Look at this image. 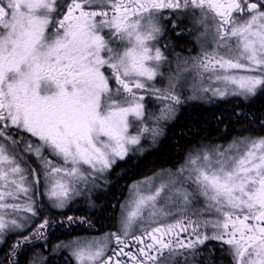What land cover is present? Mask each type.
<instances>
[{
    "label": "snow or ice",
    "instance_id": "snow-or-ice-1",
    "mask_svg": "<svg viewBox=\"0 0 264 264\" xmlns=\"http://www.w3.org/2000/svg\"><path fill=\"white\" fill-rule=\"evenodd\" d=\"M192 25L212 46L197 36L199 51L183 56ZM232 99L221 124L250 123L244 109L264 103V0H0V238L17 237L8 264L35 247L25 264L62 250L70 264H264V119L254 114L260 132L193 144L125 185L116 231L48 245L47 229L65 222L45 208L94 206L181 105Z\"/></svg>",
    "mask_w": 264,
    "mask_h": 264
},
{
    "label": "trees",
    "instance_id": "trees-1",
    "mask_svg": "<svg viewBox=\"0 0 264 264\" xmlns=\"http://www.w3.org/2000/svg\"><path fill=\"white\" fill-rule=\"evenodd\" d=\"M181 27L186 28L182 24ZM185 39L189 41L188 36ZM178 44L179 48H182L180 46L186 43L182 39ZM190 103L181 107L175 119L164 128L163 134L154 149L146 151L138 159L134 158L130 165L126 166L127 174L118 182L114 176L112 177V183L107 188H102V191L93 198L94 206L86 207V205L81 203V206L75 207L74 210H70L64 217L57 220H64L67 216L86 217L92 221L98 231L106 230L113 226L118 204L126 189L125 185L130 184L134 179H138L143 174L151 173L153 170L158 171L161 168H169L176 165L182 159L186 150L193 144L201 142L225 143L229 138L243 132L244 128H249V131H261L259 125L253 122L254 117L264 119V103L259 101L250 110L244 109L249 116L250 122L244 125L235 123V117L231 118V123L228 121L223 124L218 122L222 113L224 116L229 115L233 106L238 103L237 100H232L231 103L227 101L213 102L207 104L209 106L195 102ZM137 164L138 167L133 166ZM76 230L78 228L74 229L73 233ZM70 233H72V230L66 233L57 232L55 234L57 237L55 238L54 234L49 235L48 244L56 239H65V236ZM4 251L9 252V248L2 247L0 256ZM33 251L31 249L26 254V257H21V264H25V259L28 257L32 258L34 253H40L41 249Z\"/></svg>",
    "mask_w": 264,
    "mask_h": 264
},
{
    "label": "rangeland",
    "instance_id": "rangeland-1",
    "mask_svg": "<svg viewBox=\"0 0 264 264\" xmlns=\"http://www.w3.org/2000/svg\"><path fill=\"white\" fill-rule=\"evenodd\" d=\"M165 14H167V13H165ZM182 25H185L186 28H188V27L190 26L187 20H186L185 23L182 24ZM191 28H192L193 35L188 36V38H189V42H188L187 44H184V45L180 46V47H182V48L184 49V52L182 53L183 56L195 55L196 52L199 51V41H197V36H200V32H202L203 29L197 30L196 26H194V25H192ZM200 40H206L207 43H208V45H209V47L212 46V45H211V35H208V36H206V37H205V36H200ZM194 48H195L196 51H193ZM177 50H179V48H178ZM161 71L164 73V75H163V76H158V77H157V79L155 80V86H156L157 88L164 89V88H166L167 85H168V78H169V76H170V75H174L175 72H176V64H175V61L173 60V63H172V65H171V69L169 68L168 65H164L163 68L161 69ZM185 75L187 76V74H185ZM189 79H190V78H189ZM181 84L184 85L183 90H184L185 94H186V95L189 94V92H188V87H187L186 82H185L184 80H182V81H181ZM232 100H235V99H232ZM190 102H192V103H193V102H195V103H200L201 105H207V104H210V103H213V102H218V101H211V102H210V101H207V100H205V101H188V102L185 103V104H189ZM185 104L181 105V106L178 108L177 113H178L179 109H180L181 107H183ZM190 104H191V103H190ZM161 106H162V105L160 104L159 101H156V100H154V99H150V100H149V105H148V111H149V112L156 113V114H159V108H160ZM207 106H209V105H207ZM177 113H176V115H177ZM173 120H174V119H173ZM173 120H170V121H168V122H166V123H163V125H162V126H163V130H164V128H165L168 124H170ZM161 136H162V135H161ZM161 136L159 137L157 143L159 142ZM157 143H156L155 145H151V142H150V141H149V142H146V148H147V151L154 149V148L157 146ZM33 165L35 166V162H33ZM41 191H43V188H41ZM100 191H102V189H100L99 191L93 193L92 199H93V198H94V197H95ZM126 195H127V188L125 189L124 194H123V196H122V199L120 200V202H119V204H118L117 214H116V215H117V219H116L115 222L113 223V226H115V228H116L115 231H116L117 228H118V222H119V218H120V215H121L120 204L124 201V198H125ZM81 203L84 204V205H86V207L89 206V203L87 202L86 199H84V198H78L76 201H74L73 203H71L70 206H68L67 208H65V209H63V210L54 209V208H45V209H44V216H48V217H50L52 220H56V219H58V218H62V217H64V216H65L70 210H74L75 207H79V206H81ZM56 216H57V218H56ZM42 219H43V216H41V217H37V218H34L33 221H32L31 224H30V228L38 227V225H39V223H40V221H41ZM64 221H66V217L64 218ZM103 233H106V232H103ZM103 233H102V234H103ZM25 234H27V233H25ZM102 234H100V235H102ZM100 235H99V236H100ZM91 236H94V235H91V234H90V235H79V236H77V235H71V234H68L67 236H65V239H60V240H59V239H56V240H54L53 242H49L48 245H49V248H50L52 245L58 243L59 241H65V242H67L68 240L73 239V238H77V237H80V238H87V237H91ZM16 238H17V237H15V236H9V237L7 238V241H15ZM4 244H5L4 239H3V238H0V250H1V248L3 247ZM6 246H7V245H5L4 247H6ZM35 251H36V250H34L33 252H35ZM9 255H10L9 252H5V251H4V253H3L1 256H2V257H3V256L5 257V256H9ZM65 255H69V256H70V254L68 253V251H66V250H62V251H60L56 256H54V257H64ZM29 256H30V255H29ZM54 257H51V258H54ZM27 259H29V258H27ZM50 262H54V260H53V259H50ZM222 262H223V261H222ZM223 264H224V262H223Z\"/></svg>",
    "mask_w": 264,
    "mask_h": 264
},
{
    "label": "flooded vegetation",
    "instance_id": "flooded-vegetation-1",
    "mask_svg": "<svg viewBox=\"0 0 264 264\" xmlns=\"http://www.w3.org/2000/svg\"><path fill=\"white\" fill-rule=\"evenodd\" d=\"M117 219V215L115 214V218H114V222L115 220ZM54 221H61L60 220H54ZM64 221V220H63ZM65 223H67V221H64ZM78 228V230L74 231L73 233V230ZM88 228H85V227H81L79 225H71V226H68L67 224H65L64 227H60V226H55V227H50L47 229V237L49 235H53L54 234V238L57 237L55 236V234L57 232H60V233H66L68 232L69 230H72V235H94V236H99L100 234H102L103 232H113L115 231V226H111L110 228L106 229V230H102V231H98V229L96 227H94L93 229H90V230H87ZM50 237V236H49ZM15 241H7V243H5L3 245V247L5 245H7L6 247L7 248H10V246L14 243ZM115 244V242L113 241V245ZM33 250H36L37 251L39 250L38 247H35V248H32ZM134 250V249H133ZM12 257L9 255V256H0V264H8V259H11ZM29 259H31V257H28ZM20 259H22L20 257ZM50 259H53L54 262H50V264H70L71 262V257L69 255H65L64 257H54V258H50ZM124 259V258H122ZM22 261V260H21Z\"/></svg>",
    "mask_w": 264,
    "mask_h": 264
}]
</instances>
